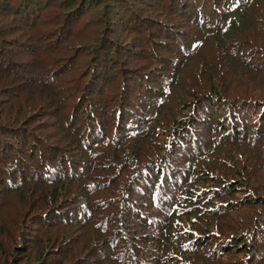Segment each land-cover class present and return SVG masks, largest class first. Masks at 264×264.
<instances>
[{
    "label": "trees",
    "instance_id": "1",
    "mask_svg": "<svg viewBox=\"0 0 264 264\" xmlns=\"http://www.w3.org/2000/svg\"><path fill=\"white\" fill-rule=\"evenodd\" d=\"M0 264H264V0H0Z\"/></svg>",
    "mask_w": 264,
    "mask_h": 264
},
{
    "label": "rangeland",
    "instance_id": "2",
    "mask_svg": "<svg viewBox=\"0 0 264 264\" xmlns=\"http://www.w3.org/2000/svg\"><path fill=\"white\" fill-rule=\"evenodd\" d=\"M82 253L87 254V253H89V251L87 250V248H84Z\"/></svg>",
    "mask_w": 264,
    "mask_h": 264
}]
</instances>
